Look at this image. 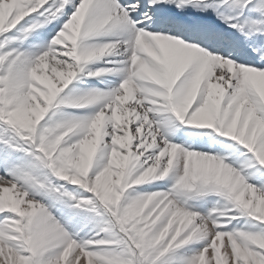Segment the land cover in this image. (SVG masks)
I'll list each match as a JSON object with an SVG mask.
<instances>
[{
    "label": "snow or ice",
    "instance_id": "1",
    "mask_svg": "<svg viewBox=\"0 0 264 264\" xmlns=\"http://www.w3.org/2000/svg\"><path fill=\"white\" fill-rule=\"evenodd\" d=\"M0 264H264V0H0Z\"/></svg>",
    "mask_w": 264,
    "mask_h": 264
}]
</instances>
